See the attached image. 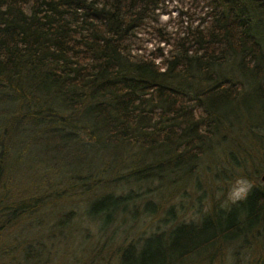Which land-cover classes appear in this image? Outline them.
I'll return each mask as SVG.
<instances>
[{
  "label": "trees",
  "instance_id": "16d2710c",
  "mask_svg": "<svg viewBox=\"0 0 264 264\" xmlns=\"http://www.w3.org/2000/svg\"><path fill=\"white\" fill-rule=\"evenodd\" d=\"M165 1L0 0V264H264V0Z\"/></svg>",
  "mask_w": 264,
  "mask_h": 264
},
{
  "label": "rangeland",
  "instance_id": "374dc122",
  "mask_svg": "<svg viewBox=\"0 0 264 264\" xmlns=\"http://www.w3.org/2000/svg\"><path fill=\"white\" fill-rule=\"evenodd\" d=\"M202 2H197V0H166L163 4V6L161 7V15H160V23L162 25L163 28H166L167 30H176V29H180L182 27L183 24H185L186 20H189V18L187 19L188 16V12H192L195 11V15L197 13H199L200 11H202ZM194 15V16H195ZM139 37H140V41H142V44L145 48H147L148 50L153 49V47H156L158 44L162 45L161 43H158L157 38L158 35L156 33H154L153 31H150L149 29H143L140 33H139ZM227 145H218L216 146V150H213L210 152L209 157H207V160L205 159L202 162V167L206 164H209V159L211 158L212 161H224V151H227L228 153L230 151L233 150L234 147H232V143L230 141H228L226 143ZM225 146H228L227 148ZM30 163V162H29ZM32 164H36V162L32 161ZM34 166V165H33ZM33 166H29V164L27 163L26 168L27 172L24 178L22 179H18V183H19V189L21 191H25L27 188H29L31 182H33V178L35 176H37V174H34V177L30 175L31 172H33L34 167ZM201 168H199L198 170H200ZM63 171V170H62ZM62 175L66 174V170L63 171ZM39 172V171H37ZM264 172H262L261 174H263ZM260 174V176H261ZM202 178L206 181V183L208 182V175L205 174H201ZM237 179V178H236ZM230 180L229 183L227 185L223 184L222 181L219 180H215L212 182H208L207 186H213L212 189L209 188H205L206 185H202L200 187H198L197 189H194L195 194L197 195H203L204 193L206 194L207 192H213L214 197L218 196V193L221 192H226L228 193L229 189L231 188L233 182L236 180ZM247 179V178H246ZM250 184H252V182L247 179ZM259 180L261 182H263L264 180L261 179V177H259ZM35 181V180H34ZM218 186L221 189H218ZM189 191H191L190 187L188 188ZM192 192V191H191ZM195 194L192 195L195 196ZM168 196V195H167ZM227 196V195H226ZM191 196H189V198H187L184 194L181 195L180 193H175L174 195H172L169 199V203H174L176 209H178L179 207L181 208L183 212V215L185 214V218H191L194 217V214L192 213L196 207L199 205L198 201L194 200V197L192 198ZM164 196L161 197L162 200H164ZM227 199V198H226ZM224 199L221 201L223 202ZM181 204V206H180ZM179 210V209H178ZM179 212V211H178ZM181 214V213H180ZM74 244V235L73 236H69L65 249L66 252L68 254H72L74 252V248L72 247ZM231 251L227 252L226 255V259H224V262H217V264H226V262L230 261L231 259ZM72 258V257H71Z\"/></svg>",
  "mask_w": 264,
  "mask_h": 264
},
{
  "label": "clouds",
  "instance_id": "9594fccd",
  "mask_svg": "<svg viewBox=\"0 0 264 264\" xmlns=\"http://www.w3.org/2000/svg\"><path fill=\"white\" fill-rule=\"evenodd\" d=\"M250 190H251V184L246 178L244 177L237 178L233 182L231 188L227 193V200L230 201L232 204H236L238 202L244 201L247 198ZM219 195L221 194L218 193V197Z\"/></svg>",
  "mask_w": 264,
  "mask_h": 264
},
{
  "label": "water",
  "instance_id": "95a60500",
  "mask_svg": "<svg viewBox=\"0 0 264 264\" xmlns=\"http://www.w3.org/2000/svg\"><path fill=\"white\" fill-rule=\"evenodd\" d=\"M261 178L264 179V174H262Z\"/></svg>",
  "mask_w": 264,
  "mask_h": 264
}]
</instances>
